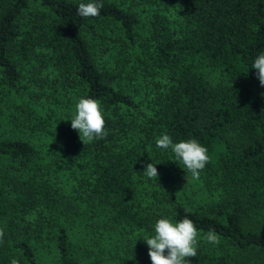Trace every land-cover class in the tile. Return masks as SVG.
Returning a JSON list of instances; mask_svg holds the SVG:
<instances>
[{
  "label": "trees",
  "instance_id": "16d2710c",
  "mask_svg": "<svg viewBox=\"0 0 264 264\" xmlns=\"http://www.w3.org/2000/svg\"><path fill=\"white\" fill-rule=\"evenodd\" d=\"M81 2L0 0V264H152L142 238L185 216L191 264H264V0ZM81 97L105 138L72 129ZM165 133L208 148L198 179Z\"/></svg>",
  "mask_w": 264,
  "mask_h": 264
},
{
  "label": "clouds",
  "instance_id": "9594fccd",
  "mask_svg": "<svg viewBox=\"0 0 264 264\" xmlns=\"http://www.w3.org/2000/svg\"><path fill=\"white\" fill-rule=\"evenodd\" d=\"M103 4L100 0H88L78 6V15L95 17L100 15ZM256 70L260 85L264 86V52H261L251 65ZM71 121L72 129L79 133V138L85 144L96 139H103L108 135L104 108L98 99L81 97L75 105V113ZM156 147L171 149L176 160L182 162L193 178H199L201 171L210 162L208 148L196 139L181 140L174 143L168 134H162L156 140ZM144 174L151 179L158 180L159 171L152 162L144 168ZM5 231L0 228V243H3ZM194 221L187 216L179 221L160 218L155 222L154 234L142 238L148 245V255L152 264H191L190 257L197 256L199 238ZM214 245L220 243L219 236L214 229H210L203 237ZM11 264H19L16 259Z\"/></svg>",
  "mask_w": 264,
  "mask_h": 264
},
{
  "label": "rangeland",
  "instance_id": "374dc122",
  "mask_svg": "<svg viewBox=\"0 0 264 264\" xmlns=\"http://www.w3.org/2000/svg\"><path fill=\"white\" fill-rule=\"evenodd\" d=\"M42 264H54V260L51 256H45Z\"/></svg>",
  "mask_w": 264,
  "mask_h": 264
}]
</instances>
